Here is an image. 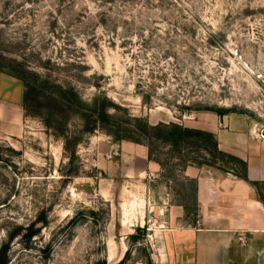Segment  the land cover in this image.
I'll return each instance as SVG.
<instances>
[{"label":"rangeland","instance_id":"obj_1","mask_svg":"<svg viewBox=\"0 0 264 264\" xmlns=\"http://www.w3.org/2000/svg\"><path fill=\"white\" fill-rule=\"evenodd\" d=\"M12 69L45 94L28 113L0 101L8 264H155L159 206L199 224L189 169L233 173L161 126L212 114L264 131V0H0V73ZM125 144L147 148L153 173L125 176Z\"/></svg>","mask_w":264,"mask_h":264},{"label":"crops","instance_id":"obj_2","mask_svg":"<svg viewBox=\"0 0 264 264\" xmlns=\"http://www.w3.org/2000/svg\"><path fill=\"white\" fill-rule=\"evenodd\" d=\"M23 100V84L0 73V101L18 112ZM196 120L193 128L214 134L222 152L246 163L247 179L189 169L197 178L199 224L186 222L184 208L174 202L159 206L165 221L153 235L155 264H264V140L246 122L224 118L219 126L212 114L197 115ZM121 150L129 164L126 177L155 170L146 147L125 144ZM165 209L166 215L161 213Z\"/></svg>","mask_w":264,"mask_h":264},{"label":"trees","instance_id":"obj_3","mask_svg":"<svg viewBox=\"0 0 264 264\" xmlns=\"http://www.w3.org/2000/svg\"><path fill=\"white\" fill-rule=\"evenodd\" d=\"M1 71V70H0ZM9 75L21 80L25 86V93H24V100H23V107L26 113L30 112L33 109L34 106V99L38 97V94H45V91L43 88L37 87V84L35 83V79H33L32 74L28 71L24 70H18L14 71L13 69L8 72ZM59 99V102L63 104V101L67 99H73V94L68 93V96H65L64 91L61 89H56L54 93ZM53 96V95H52ZM163 127L167 135L164 137L167 142L174 144V146H194L196 149H202L205 148V150H208L213 153L214 155H219L223 158V160H228L226 162V165L232 166V172L236 176L242 179H247L246 172H247V165L246 163L239 159L238 157H235L233 155L227 154L222 152L219 149L217 138L214 134L198 130V129H186L180 125L172 124V125H163ZM201 139L206 140L208 139L209 142H212V149L206 148L202 146V143H200ZM207 165V164H206ZM209 166V165H208ZM212 167V166H209ZM236 169V170H235ZM231 173V172H230ZM32 236H36V233H33ZM31 236V237H32ZM8 246H3L0 250V264H8Z\"/></svg>","mask_w":264,"mask_h":264},{"label":"built area","instance_id":"obj_4","mask_svg":"<svg viewBox=\"0 0 264 264\" xmlns=\"http://www.w3.org/2000/svg\"><path fill=\"white\" fill-rule=\"evenodd\" d=\"M260 137H261V139H263V140H264V131H263V132H261V134H260Z\"/></svg>","mask_w":264,"mask_h":264}]
</instances>
